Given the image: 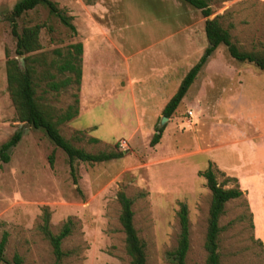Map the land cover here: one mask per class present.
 I'll use <instances>...</instances> for the list:
<instances>
[{
	"label": "rangeland",
	"instance_id": "obj_1",
	"mask_svg": "<svg viewBox=\"0 0 264 264\" xmlns=\"http://www.w3.org/2000/svg\"><path fill=\"white\" fill-rule=\"evenodd\" d=\"M17 1L0 0V145L21 133L8 162L0 161L5 262L13 264L16 256L20 264L52 263L40 229L46 213L52 234L69 224L62 264H129L117 219L121 190L131 200L145 264H171L180 204L187 211L185 264H204L210 193L198 173L210 166L218 184L235 178L241 192L218 219L220 264H264V73L233 61L220 45L160 125L164 104L207 46L197 10L181 0H49L69 17L74 34L45 7L28 11L25 21L42 25L38 53L47 59L55 49L81 44L78 112L58 126L60 136L87 153L123 155L97 164L75 161L73 182L64 153L15 120L6 91L4 50L14 57L7 16ZM208 4L209 18L220 16L237 45L249 49L264 41V0ZM72 93L68 88L45 97L64 108ZM158 127L161 137L150 146Z\"/></svg>",
	"mask_w": 264,
	"mask_h": 264
},
{
	"label": "trees",
	"instance_id": "obj_2",
	"mask_svg": "<svg viewBox=\"0 0 264 264\" xmlns=\"http://www.w3.org/2000/svg\"><path fill=\"white\" fill-rule=\"evenodd\" d=\"M181 1L190 8L197 10L201 17L205 19L203 33L207 46L198 60L181 78L176 90L164 104L161 115L167 119L173 114L209 56L220 45L225 48L228 57L233 61L250 64L264 73V41L249 49L237 45L232 41L228 30L221 26L220 16L216 15L209 18L212 13L208 0ZM37 6L45 7L48 13L54 16L71 34L75 33L69 17H66L53 2L49 0H19L15 2L7 16L10 35L14 40V57L10 58L4 50L6 91L15 113V120L22 125L26 124L34 130L41 131L54 147L64 153L73 182H75L73 175V163L75 161L97 164L119 159L123 155L116 151L87 153L72 146L60 136L58 126L70 121L78 112L77 92L81 77L82 48L80 43H75L69 45L64 51L55 49L48 59L44 54L38 53L40 49L38 34L42 25L38 23L30 24L29 21H25L26 13ZM18 21L21 22L20 25H18ZM17 57L21 58L20 63L16 60ZM68 88L73 90L70 104L64 108L48 105L46 94L57 95ZM162 130L160 127L155 130L149 140L150 146L158 143ZM20 136V131H15L8 140L0 145L1 162H8L9 151L18 143ZM90 141L96 142V139H90ZM48 160L51 165L52 154L48 156ZM198 175L203 178L205 187L210 193L203 239L204 264H220L218 254L220 227L218 226V219L223 214L224 204L229 200L237 199L241 192L235 178H227L218 184L210 166L199 172ZM228 181L232 182L233 186L224 188V183ZM116 202L119 206L118 224L123 233L124 251L129 264H145L144 243L137 236L132 224L131 200L121 190H118L116 192ZM176 216L178 234L176 245L169 253V261L171 264H185V255L188 250V223L186 207L183 204L179 205ZM48 218V215L43 213L40 226L41 233L50 246L53 258L51 264H62L67 252L62 251L60 245L62 240L69 234V224L66 222L57 234H52L48 230ZM5 242L6 235L3 233L0 237L1 264H8L3 257ZM12 262L13 264H20V259L14 256Z\"/></svg>",
	"mask_w": 264,
	"mask_h": 264
},
{
	"label": "water",
	"instance_id": "obj_3",
	"mask_svg": "<svg viewBox=\"0 0 264 264\" xmlns=\"http://www.w3.org/2000/svg\"><path fill=\"white\" fill-rule=\"evenodd\" d=\"M16 60L20 63L21 58H20V57H17ZM165 120H167V118H165V117H161V118H160V125H161ZM23 125L26 126V124H23Z\"/></svg>",
	"mask_w": 264,
	"mask_h": 264
},
{
	"label": "built area",
	"instance_id": "obj_4",
	"mask_svg": "<svg viewBox=\"0 0 264 264\" xmlns=\"http://www.w3.org/2000/svg\"><path fill=\"white\" fill-rule=\"evenodd\" d=\"M117 146H118V148L123 149L124 146H125V142L124 141H120Z\"/></svg>",
	"mask_w": 264,
	"mask_h": 264
}]
</instances>
